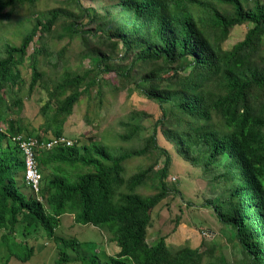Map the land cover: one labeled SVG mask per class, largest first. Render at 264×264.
<instances>
[{
    "label": "trees",
    "instance_id": "16d2710c",
    "mask_svg": "<svg viewBox=\"0 0 264 264\" xmlns=\"http://www.w3.org/2000/svg\"><path fill=\"white\" fill-rule=\"evenodd\" d=\"M38 1L0 0V242L6 247L5 264L11 256L24 262L36 254L33 241L40 235L30 234L37 231L55 243L51 264H229L222 255L203 262L205 251L173 248L162 236L146 241L151 212L169 193L171 159L159 134L201 169L203 179L218 186L219 193L206 204L226 227L237 263L264 264V0H103L99 9L82 7L77 0L78 14L51 8L25 22L18 17L17 7L31 8ZM12 19L21 28L14 31ZM242 24L249 25L243 38L226 48L230 32ZM91 29L100 32L106 51L86 43ZM52 36L82 40L79 54L89 66L77 71L65 64L48 77L43 65L59 66L46 49ZM64 51L55 52V60ZM106 72H115L118 83L105 80ZM129 84L160 108L149 133L144 135L141 113L134 112L119 133L132 143L127 149L93 140L79 144L71 137V145L59 142L38 150L42 177L35 191L25 181L16 135L26 131L39 142L65 136L66 118L82 95L89 96L93 87L101 94L104 85L121 90ZM37 86L46 100L39 107L43 121L31 131L10 116L21 111ZM151 155L152 163L127 174L129 159ZM161 156L164 165L156 168ZM142 188L153 192L141 193ZM63 215H72L79 227H97L101 241L106 232L117 251L107 255L99 245L91 254H70L84 241L60 235ZM96 241L89 238L88 243Z\"/></svg>",
    "mask_w": 264,
    "mask_h": 264
},
{
    "label": "rangeland",
    "instance_id": "374dc122",
    "mask_svg": "<svg viewBox=\"0 0 264 264\" xmlns=\"http://www.w3.org/2000/svg\"><path fill=\"white\" fill-rule=\"evenodd\" d=\"M79 1L82 7L93 6L94 9H99L104 3L103 0ZM105 1L107 2V0ZM51 8H62L68 12L73 11L76 14L81 10L77 6V0H40L31 8L23 5L16 9H19L18 17L25 22L26 19L32 20L36 16L45 14ZM64 19L71 20L72 17L65 16ZM11 22L14 31L21 28L20 25L14 23L13 19ZM6 27H9V25H6ZM248 27L249 25L247 24L235 26L224 42L225 47L229 48L236 41L242 39ZM87 35L86 43L104 51L108 49L106 45L101 44L100 32H94L91 29ZM82 42L79 38L73 40L68 38L59 40L55 36L47 38V41H45L46 49L53 52L50 60L57 61L59 65L56 67H53L52 64L43 65L47 76L49 77L52 72L57 70L61 72L63 70L62 65L65 64L70 65L77 71L88 67V58H81L79 54ZM62 48H65V51L61 60H55L56 56L54 53ZM22 71L25 73L24 76L28 77L29 68L24 67ZM102 77L112 84L118 83L115 72L103 73ZM45 100V91L40 86H37L32 95L23 101L21 111L10 117L22 120L28 130L35 129L43 121L39 113V107ZM134 112L141 113L140 122L146 127V130L143 131L144 135L149 133L153 122L161 116L158 104L148 99L133 84H129L128 88L121 90L104 85L101 94H97L96 87H93L89 96L82 95L80 97L79 102L73 108V112L66 118L64 135L67 139L71 137L79 138V144H87L93 140L100 146L106 145L113 148L123 147L127 149L132 143L122 141L119 133L125 131L124 121ZM27 133L25 131L22 134L26 135ZM138 143L136 142V145ZM159 143L168 150L171 159L166 179L169 193L151 212L146 241L151 244L162 236L165 238V242L173 246V248L188 245L190 248H198L201 251H205L203 262L208 258L222 255L229 264H238L239 255L233 247L232 241L228 239L226 227L220 223L212 207L206 204L209 197L219 193L218 186L211 185L209 181L203 179L201 169L185 161L174 149L172 143L164 140L161 134H159ZM153 161V155L129 159L126 162V172L130 175ZM164 162L165 157L161 156L156 168L162 167ZM140 192L150 194L153 191L150 188H142ZM73 219L72 215L60 217V230H58L60 235L66 238L78 237L84 241L76 244L75 252L70 254H91L99 249V245H101L100 247L105 250L107 255L117 251L118 248L115 242H109V234L104 232L105 235L101 241V236L98 233L100 231L97 230V227L86 224L79 227L76 225L78 223H75ZM1 233L2 230H0V235ZM37 233L30 234V236L40 235L38 240L33 241L36 254L24 262L11 256L7 264H51L52 259H56L57 251L54 248V241L49 240L43 231L41 234ZM89 238L97 239L96 245L90 246L88 243ZM6 255L5 244L0 242V264H5L3 256Z\"/></svg>",
    "mask_w": 264,
    "mask_h": 264
},
{
    "label": "clouds",
    "instance_id": "9594fccd",
    "mask_svg": "<svg viewBox=\"0 0 264 264\" xmlns=\"http://www.w3.org/2000/svg\"><path fill=\"white\" fill-rule=\"evenodd\" d=\"M60 137H65V136H60ZM15 140L18 143V147L20 151L24 155L23 161H24V170H25L24 171L25 181L28 184H30L35 191H39L42 173L39 171L37 162L35 160L36 153L38 150L50 149L52 145L59 143V142H54L55 139L50 140V141L39 142L37 137H35L34 135H29V134H26V135L18 134L16 135ZM62 143H65L66 145H71V143L67 144L65 141Z\"/></svg>",
    "mask_w": 264,
    "mask_h": 264
},
{
    "label": "built area",
    "instance_id": "2783aa9c",
    "mask_svg": "<svg viewBox=\"0 0 264 264\" xmlns=\"http://www.w3.org/2000/svg\"><path fill=\"white\" fill-rule=\"evenodd\" d=\"M66 142L67 144H70L71 142L68 140V139H66L65 137H59V138H57V139H55L54 140V142ZM48 145H50V144H48Z\"/></svg>",
    "mask_w": 264,
    "mask_h": 264
}]
</instances>
